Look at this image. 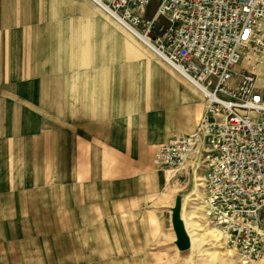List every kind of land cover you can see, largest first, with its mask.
Listing matches in <instances>:
<instances>
[{"label": "crops", "instance_id": "1", "mask_svg": "<svg viewBox=\"0 0 264 264\" xmlns=\"http://www.w3.org/2000/svg\"><path fill=\"white\" fill-rule=\"evenodd\" d=\"M204 110L197 88L90 0H0V240L74 244L80 223L98 244H165L170 183L155 151ZM174 187L171 225L177 197L184 217L200 196L190 180Z\"/></svg>", "mask_w": 264, "mask_h": 264}, {"label": "built area", "instance_id": "2", "mask_svg": "<svg viewBox=\"0 0 264 264\" xmlns=\"http://www.w3.org/2000/svg\"><path fill=\"white\" fill-rule=\"evenodd\" d=\"M90 1L203 94L196 130L158 146L154 166L192 180L242 263L263 260L264 0Z\"/></svg>", "mask_w": 264, "mask_h": 264}, {"label": "rangeland", "instance_id": "3", "mask_svg": "<svg viewBox=\"0 0 264 264\" xmlns=\"http://www.w3.org/2000/svg\"><path fill=\"white\" fill-rule=\"evenodd\" d=\"M155 8L156 3L148 9L149 16ZM167 177L171 194L167 193L163 197L167 211L162 210L164 215L160 218L161 229L166 236L165 244H98V233L83 232L82 225L78 223L76 227L80 228V232H75L74 244H67L66 240L58 244H7L0 240V264H244L225 246L216 229L207 226L203 221V213L200 211L202 209L197 208L200 200L196 201L195 196L186 200L184 210L186 226L193 236L194 244L192 243V248L188 251L177 250L172 244L174 233L169 209L174 204L172 201L177 189L174 183L177 180H171L169 175ZM190 182L192 183L191 179ZM192 192L193 190L184 194V203ZM169 195L171 202L167 203ZM14 236L11 235V238ZM168 258L170 263H163L162 260ZM250 264H264V259Z\"/></svg>", "mask_w": 264, "mask_h": 264}, {"label": "water", "instance_id": "4", "mask_svg": "<svg viewBox=\"0 0 264 264\" xmlns=\"http://www.w3.org/2000/svg\"><path fill=\"white\" fill-rule=\"evenodd\" d=\"M183 211V196L179 195L176 199L174 208L172 209V226L176 235L175 245L182 251H188L192 248V240L186 226Z\"/></svg>", "mask_w": 264, "mask_h": 264}, {"label": "bare ground", "instance_id": "5", "mask_svg": "<svg viewBox=\"0 0 264 264\" xmlns=\"http://www.w3.org/2000/svg\"><path fill=\"white\" fill-rule=\"evenodd\" d=\"M200 197V196H199ZM198 199H196V201H197ZM197 208H200V209H202L201 207H200V204H199V206L197 207ZM215 229V228H214ZM217 231V230H216ZM215 232V231H214ZM218 232V231H217ZM218 236V235H217ZM193 236L191 235V240H192V243L194 244V239L192 238ZM223 241V240H222ZM244 264H248V263H244Z\"/></svg>", "mask_w": 264, "mask_h": 264}]
</instances>
